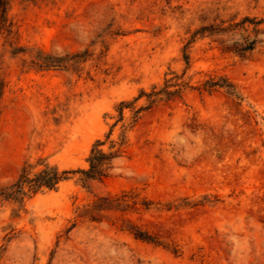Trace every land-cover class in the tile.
Listing matches in <instances>:
<instances>
[{"label": "rangeland", "instance_id": "1", "mask_svg": "<svg viewBox=\"0 0 264 264\" xmlns=\"http://www.w3.org/2000/svg\"><path fill=\"white\" fill-rule=\"evenodd\" d=\"M243 17L264 19V0H8L0 186L24 163L87 168L96 140H124L88 187L76 173L0 200V264H264V22L194 34ZM218 77L239 97L204 89ZM106 195L130 207L78 216Z\"/></svg>", "mask_w": 264, "mask_h": 264}, {"label": "trees", "instance_id": "2", "mask_svg": "<svg viewBox=\"0 0 264 264\" xmlns=\"http://www.w3.org/2000/svg\"><path fill=\"white\" fill-rule=\"evenodd\" d=\"M7 9H8V0H0V30L3 29L7 19ZM252 23L257 25L261 22H264V19L258 21H253L249 17H243L239 22L232 23L228 26H213V25H204L199 27L194 34H202L204 32H215V31H227L234 29L239 26H244L245 23ZM256 31L258 29H255ZM255 41H250L249 43L242 45L237 44L236 52L239 55H243L245 52L250 51L254 48ZM38 66L40 67H51L59 65L60 58L50 56L39 52ZM185 58L187 56L185 55ZM204 89L210 91L214 88H222L229 95L236 98L239 97L238 92L233 83L228 81L226 77H218L217 79L210 78L203 84ZM3 92V80L0 77V99ZM159 92L152 90L150 93L141 91L139 96H146L151 103L153 101L152 96H156ZM129 102L121 101L118 104L119 117L122 116L123 107L129 106ZM110 135V131L107 132L106 138ZM124 140L123 135L120 136L119 142L111 141L110 150L104 151L100 148V145L104 143V140H96L89 152V155L86 158L88 163L87 168H76V169H62L60 170L56 165L47 163L46 161H39L36 165H40L41 168L34 170L35 165L31 163H24L21 167V170L17 178L6 185L0 186V200L14 201L19 205H23L24 201L31 198L37 193H40L44 190H55L58 185L67 179L70 178L71 174H79L78 180L82 183L83 186L88 187V183L91 180H101L105 178L111 167L112 161L120 153V146ZM129 203L127 199L120 196H99L92 203L85 206L79 212V217H87L89 220H98L102 217V212L107 210H117L128 208ZM128 229L133 234L134 238L140 239L153 244H161L154 236L150 235L144 230L139 229L134 225H129Z\"/></svg>", "mask_w": 264, "mask_h": 264}]
</instances>
